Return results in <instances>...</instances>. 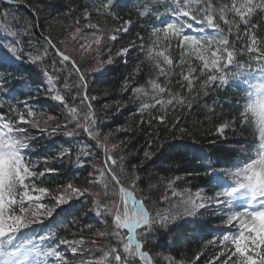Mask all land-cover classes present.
Listing matches in <instances>:
<instances>
[{
  "label": "snow or ice",
  "instance_id": "6c2138e0",
  "mask_svg": "<svg viewBox=\"0 0 264 264\" xmlns=\"http://www.w3.org/2000/svg\"><path fill=\"white\" fill-rule=\"evenodd\" d=\"M7 2L11 4L14 0ZM96 2L99 7L94 10L98 15L120 19L113 11L118 7V0ZM161 8L164 9L163 13ZM258 12H264V0H222L219 4L217 0H142L139 5L141 17L154 15L159 22L151 29V43L141 44L145 62L152 65L157 76L150 78L146 85L132 89L136 98L141 100L140 110L157 105L173 108L184 106L183 96H177L167 86L170 81L165 84L159 82L160 76H169L168 68L175 64L171 56L175 43L181 52V64L186 57L200 62L198 69L189 65L188 73L183 75L189 93L193 91L195 81L201 77L200 87L205 95L209 89L230 81H238L245 86L242 89L245 96L242 97L244 103L240 105L242 111L239 120H233L231 124L220 123L216 126V133L223 136L225 130L236 123L254 129V141L241 146V158L235 164L222 171L210 169L205 173L209 177L208 183L214 185L213 195H205L206 189L200 188L195 193L189 192L185 198L182 191L173 189L172 196L179 197V200L165 213L153 212L147 206L150 197H144L138 188L140 177L137 173L140 169L137 165L127 169L125 157L116 155L119 146L109 144V136L96 130V116L91 103L96 97L89 96L86 74L82 71L84 63L92 61L97 65L92 71L101 70L98 65L103 63L106 49L111 57L109 41H116L121 31L127 32V25L131 21H124L123 28L101 26L92 22L91 11L85 8L83 20L87 23L83 28L78 18L75 27L67 29V35L59 44L41 29L40 36L44 43L36 47L32 37L36 36L35 29L40 28L38 23L22 24L7 9L0 13V92L16 91L18 86L8 87V74L15 70L13 66L17 62L26 60L39 70L37 76L43 75L48 94L64 108L62 121L60 117L48 115L43 119L44 128H40L37 111L27 100L23 101L26 111H21L19 106L13 108L9 105L10 111L16 113L14 118L0 115V264H69L67 257L59 250L60 245H67L73 256L79 254V264H134L136 259L143 264H154L153 257L144 250L148 238L161 230L167 234L171 231L170 222L174 223L182 217H196L202 209L207 210L212 206H215L214 214H218L228 231L219 239L220 250L210 264H264V37L257 34L258 26L251 24V18ZM219 21L227 26V34ZM195 25L201 27L196 28L197 34L192 35L190 32ZM241 25L245 29V43L238 47ZM234 28L235 41L231 39ZM206 32L209 34H201ZM69 44L73 45L71 50ZM129 47L121 48L117 54L126 55ZM50 52L58 58L53 59V66L57 63L62 66L57 71L62 72L70 65L69 72L74 71L79 76L71 103L67 93L57 87L60 77L48 71L46 61ZM245 53L249 56L248 62L241 59ZM253 63L256 64L255 68ZM197 71L199 76L195 75ZM21 84L27 85L28 81H21ZM79 89H83V92ZM27 95L31 98L32 93L28 92ZM148 96L152 103L143 102L142 98ZM211 111L214 112V109ZM156 119L165 123L164 115ZM178 123L179 118L170 131H174ZM32 127L41 131H48L50 127L52 133L63 129L67 137L83 132L103 151L104 159L99 164H92V171L83 185L69 182L56 188L47 187L43 177L54 169L36 170L29 156L32 145L29 130ZM179 130L181 133L186 131L184 128ZM66 154L62 152L60 157ZM85 155L90 153L86 152ZM152 155L148 150L144 151L145 158L150 160ZM44 163H48L46 157ZM175 180L168 181L170 189ZM101 188L103 191L99 190ZM168 199L165 195L159 203ZM81 200L90 204L88 211L103 216L105 224H108L107 218L111 217V224L105 230L96 232L97 237L106 239L108 243L100 244L96 239L91 241L99 256L94 254L93 248L83 247V237L78 241L61 239L57 243L55 233L34 235V226L43 225L49 218L55 219L61 213L69 216L79 213L83 207L79 203ZM113 240L115 243H112ZM216 242V238H213L208 244ZM200 255L197 253L196 260ZM165 259L169 264H184L180 260L173 261L171 257Z\"/></svg>",
  "mask_w": 264,
  "mask_h": 264
},
{
  "label": "trees",
  "instance_id": "16d2710c",
  "mask_svg": "<svg viewBox=\"0 0 264 264\" xmlns=\"http://www.w3.org/2000/svg\"><path fill=\"white\" fill-rule=\"evenodd\" d=\"M141 2L142 0H118V7L113 11L120 17L119 20L98 15L94 10L95 7H99L96 0H14L11 4L7 0H0V13L7 9L22 24L38 23L40 28L35 29L36 36L32 37L36 47L44 43L40 36L41 29L44 30L45 35H49L59 44L67 35L66 29L74 28L78 18L83 28V25L87 23L83 20L85 8L91 11L92 22L101 26L112 29L123 28L124 21H131L127 25V32L121 31L116 41H109V47L112 49L110 58L112 64L105 63L108 56L106 49L103 53V63L98 65L103 71H92L94 67H97L94 61L84 63L82 71L86 74L89 96L96 97L91 101L96 116V130L102 135L109 136V144L115 143L119 146L116 155L125 157L127 169H131L132 165H137L140 169L137 173L140 177L138 188L142 190L144 197H150L147 206L153 211L151 203L159 202L162 196L168 195V181L175 180L176 177L181 179L175 180L174 184L184 183L188 187L205 188L207 193H213L214 185L208 183L209 177L205 173L210 169L222 171L231 167L241 158V146L245 142H253L255 137L254 129L245 128L239 123L227 128L223 136L216 133V126L220 123L231 124L233 120H239L242 111L240 105L244 103L242 97L245 96L242 89L245 86L238 81H230L226 85L209 89L208 94L205 95L200 87L203 79L201 77L200 80L195 81L194 89L189 93L187 81L183 79V75L188 73L189 65L198 69L200 62L186 57L185 62L181 64V52L175 47V43L171 49L175 64L168 68L169 76L167 78L160 76L159 82L165 84L170 81L167 86L177 96H183L184 106L173 108L157 105L140 110L141 100L136 98L132 89L146 85L150 78L157 76L152 65L145 62V52L141 50V44L151 43V29L159 24L154 15L150 18L139 15ZM221 2L222 0H217L218 4ZM160 11L163 13L164 9L161 8ZM219 23L227 34V26L222 21ZM251 24L257 25V34L264 37V12L255 14L251 18ZM199 27L201 26L195 25L190 34H197L196 28ZM244 31V26L241 25L238 47L245 43ZM211 34L215 35V33ZM231 39L236 40L235 28ZM130 45L132 47H129ZM69 47L72 46L68 45ZM124 47H129L128 53L123 56L118 55L119 50ZM53 59L58 58L50 52L46 61L48 71L53 76L60 77L57 87L67 93V99L71 103V98L77 91L75 85L79 83V76L74 71L69 72L70 65L62 72L57 71L62 66L59 63L53 66ZM241 59L248 62V54L245 53ZM252 66L255 68L256 64L253 63ZM13 67L15 70L8 74V87H18L14 93L0 92V115L14 118L16 113L10 111L9 105L13 108L19 106L21 111H26L23 101L27 100L29 105L37 111L36 118L41 120L40 128L45 127L43 119H46L48 115L60 117L62 121L63 105L48 94V85L43 75H36L39 70L30 66L26 60L17 62ZM138 67L139 71H137ZM195 75L199 76V71ZM21 81H28V84H21ZM79 91L83 92V89ZM28 92L32 93L31 98L27 95ZM142 100L144 103H152L150 96L143 97ZM189 104L191 107H188ZM213 109L214 112L211 111ZM161 115L165 116L163 124L156 119ZM177 118H179L177 128L170 131L173 124L177 123ZM180 128L186 131L181 133ZM29 135L32 137L29 156L36 165V170L54 169L43 177L44 185L50 188L66 185L69 182L83 185L89 178V172L92 171L91 165L98 164L104 159L103 151L97 148L95 141L83 132L78 136L67 137L63 129L52 133L50 127L48 131L32 127ZM161 144L164 145L163 148L160 147ZM145 150L153 154L150 160L145 158ZM62 152L68 154L61 158ZM86 152L90 155L86 156ZM45 157L48 159L47 164L44 163ZM150 185L154 188H150ZM99 190L103 191L102 188ZM79 203L83 205L79 213L73 216L61 213L55 216V219L49 218L43 225L34 226V235L55 233L54 238L57 243L61 239L78 241L83 237V247L93 248L94 254L99 256L100 253L95 250L91 241L96 239L100 244L108 243L106 239L96 236L98 230H103L98 222V218L102 216L92 217L94 212L88 211L90 204L84 203L83 200ZM212 218L214 217H211V214L202 217L206 221L204 224L203 222L174 224L169 226L171 231L167 234L163 230L156 232L148 238L144 250L153 257L154 264H159L154 256L159 252L167 253L173 257L174 261L186 262L193 261L197 253H201L200 260L207 251L211 250L208 241L222 235L221 230H213L207 225ZM107 219L108 227L111 224V217ZM218 223H222L221 219ZM112 243L115 241L113 240ZM59 250L67 257L69 264H79L80 255L73 256L67 245H60ZM134 264H143V262L136 259Z\"/></svg>",
  "mask_w": 264,
  "mask_h": 264
},
{
  "label": "rangeland",
  "instance_id": "374dc122",
  "mask_svg": "<svg viewBox=\"0 0 264 264\" xmlns=\"http://www.w3.org/2000/svg\"><path fill=\"white\" fill-rule=\"evenodd\" d=\"M86 31H91V30H86ZM65 32L67 34V29ZM69 46H73V45L69 44ZM69 48L71 49L72 47H69ZM110 58H109V56H107L106 61H105V63L108 65L112 64V59H110ZM109 59L111 62H109ZM101 71H103V69ZM150 188H154V186L150 185ZM173 189H175L177 191H182L185 198H187V196L189 195V192L195 193V191L197 190L196 188L188 187V185H185L184 183H181L180 185L173 184L172 188L171 189L169 188V190H168V195L165 194L169 197L168 200L164 201L163 203H159V202H152L151 203V206L153 207V212L159 211L161 213H165V212L169 211V209H171L172 205L179 200V197H173L172 196V190ZM184 189H188L189 191L185 192ZM205 195L210 196V195H213V193H207L205 191ZM214 212H215V206H212L207 210L202 209L200 215H198L196 217L179 218L174 223L170 222L169 226H173L174 224L182 223V222H188V223H192V224L203 222L202 224H204V222H206V221L204 219H202V217H206V215L210 216V214H211V217H214V218H212V220H210L209 224H207V225L209 227H211L213 230H221L222 234L227 232L228 229L225 228L223 223H218V220L220 218H218V214H214ZM95 215L96 214L93 213V215H91V216L93 217ZM98 222L102 225L103 230H105L107 228V226H106L107 224H105V222L103 221V216H102V218H98ZM207 229H208V227L206 228L205 231H207ZM233 231H235V229H233ZM219 239H222V235L219 238H216V241H217L216 243L210 244L211 250L207 251V254L205 256H203L200 260L199 259L196 260V258H195L193 261H190V260H188L187 262L183 261L184 264H193V262H194V264H210V262L213 261V258L217 255L218 251L220 250ZM101 244H103V243L101 242ZM206 246L208 247V244H206ZM154 256H155V260L159 261V264H169V262L165 259V257H171L167 253H163V252H159V253L155 254ZM171 258H173V257H171Z\"/></svg>",
  "mask_w": 264,
  "mask_h": 264
}]
</instances>
